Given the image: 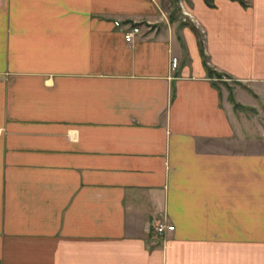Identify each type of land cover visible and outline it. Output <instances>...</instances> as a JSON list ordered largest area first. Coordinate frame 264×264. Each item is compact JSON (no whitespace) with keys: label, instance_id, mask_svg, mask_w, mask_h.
Instances as JSON below:
<instances>
[{"label":"crops","instance_id":"crops-1","mask_svg":"<svg viewBox=\"0 0 264 264\" xmlns=\"http://www.w3.org/2000/svg\"><path fill=\"white\" fill-rule=\"evenodd\" d=\"M173 8L0 0V264H264V0Z\"/></svg>","mask_w":264,"mask_h":264},{"label":"built area","instance_id":"built-area-1","mask_svg":"<svg viewBox=\"0 0 264 264\" xmlns=\"http://www.w3.org/2000/svg\"><path fill=\"white\" fill-rule=\"evenodd\" d=\"M116 25L117 26H121V23L119 21H117ZM140 32H141L140 27H138V26H130L125 31V39H126V41L127 42H132L134 40L135 35L140 33ZM177 66H178V58L177 57H173V59H172V68L176 69ZM153 230H154L155 233H157L159 235H165L167 232L175 230V225L167 223L166 221H157L153 225Z\"/></svg>","mask_w":264,"mask_h":264},{"label":"trees","instance_id":"trees-1","mask_svg":"<svg viewBox=\"0 0 264 264\" xmlns=\"http://www.w3.org/2000/svg\"><path fill=\"white\" fill-rule=\"evenodd\" d=\"M206 1L209 3V0H206ZM202 55L204 56L203 51H202ZM204 63H205V66H206V68H207L208 74H209L210 76H212V75L214 74V71H213V70L207 65V61H206L205 56H204ZM230 98H231V100H232V102H233L235 108H240V107H242L241 104H239V103L236 102V100H235V98H234V94L232 93V91L230 92Z\"/></svg>","mask_w":264,"mask_h":264},{"label":"rangeland","instance_id":"rangeland-1","mask_svg":"<svg viewBox=\"0 0 264 264\" xmlns=\"http://www.w3.org/2000/svg\"><path fill=\"white\" fill-rule=\"evenodd\" d=\"M182 1H190V0H171L172 6H174V8L172 9V11L176 10L177 5H179L180 2ZM176 14L178 15L179 12L176 11ZM228 81H230V79L227 78Z\"/></svg>","mask_w":264,"mask_h":264}]
</instances>
